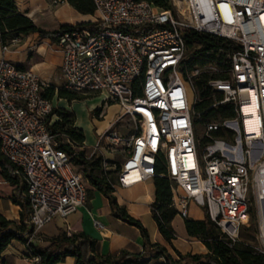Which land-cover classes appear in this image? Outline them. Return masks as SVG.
<instances>
[{"label":"built area","instance_id":"2783aa9c","mask_svg":"<svg viewBox=\"0 0 264 264\" xmlns=\"http://www.w3.org/2000/svg\"><path fill=\"white\" fill-rule=\"evenodd\" d=\"M90 1L93 26H72L55 42L63 88L104 96L99 120L108 102L118 107L93 145L57 141L48 129L54 109L45 97L49 85L6 59L8 44L0 46V154L14 166L29 206L27 262H40L30 250L41 242L39 230L87 202V182L73 163L77 153L85 159L99 154L105 171L111 166L104 154L121 155L112 187L166 177L177 216L187 219L188 202H194L231 246L250 222L251 191L255 249L264 254V0H164V8L147 0ZM189 33L221 43L196 55L200 66L186 60ZM202 75L213 101L199 112L196 81ZM188 91L195 93L192 105ZM204 112L217 118L203 120Z\"/></svg>","mask_w":264,"mask_h":264},{"label":"trees","instance_id":"16d2710c","mask_svg":"<svg viewBox=\"0 0 264 264\" xmlns=\"http://www.w3.org/2000/svg\"><path fill=\"white\" fill-rule=\"evenodd\" d=\"M78 13L83 15H94L95 9L90 0H65ZM154 3L160 8H164V0H147ZM88 26L91 23L79 24L76 27ZM71 26H61L58 31L45 32L33 25L29 18L20 14L12 0H0V45L4 46L13 38L20 36H28L30 34H38L41 38L56 41L58 35L66 30H70ZM187 50L194 44L202 46L201 50L186 57V60H192L193 56L198 52L206 51L210 48H218L221 46L219 41H215L207 35H199L189 33L185 35ZM207 77L198 79L196 86L200 94V103L196 109L203 112L211 104V92L206 88ZM55 94L53 88H50L45 97L51 100ZM57 98L72 102L77 100V96L64 90H58ZM53 113H58L59 121L48 126L50 133L57 132L66 134L70 140L76 145H82L85 141L83 131L75 128L74 116L65 110L57 111L53 109ZM213 113L204 112L203 120H208ZM51 115L48 118L51 117ZM230 112L224 113V116H231ZM67 127H69L67 129ZM58 129V130H57ZM57 141L60 140L57 138ZM59 147L69 154L73 151L68 147L59 143ZM102 157L94 154L90 159H85L83 153H77L73 156V163L80 168L84 180L90 187L101 193L109 202L111 214L113 217L122 222L137 228L143 240L142 252L132 254L121 251L117 255L102 256L96 253L95 241L90 239L84 233H75L67 236L63 232H59L56 239L52 240L46 248L30 246V250L34 255L39 256V264H59L63 263L67 257L75 259L76 264H264V254L259 253L251 244L244 242H235L231 246V241L220 232L216 225L209 219L205 210V219L203 221L185 220V229L190 237L200 240L207 253L203 256L198 255H181L173 249L177 256V260H173L165 248L151 244L149 236L144 226L134 218H132L123 207H119L113 196L114 189L112 187L116 180V173L119 164L108 162L115 170L105 171L101 166ZM15 168L7 162L0 154V175L12 187L16 189V194L11 197L13 204L18 205L21 209L19 225L8 222L0 215V260L1 255L7 246L13 240L25 243L24 236L28 233L26 219L29 214V206L27 200L22 196L24 188L20 185V180L14 175ZM162 167L157 166L156 173L160 174ZM154 179L155 201L151 205L153 220L155 221L159 233L164 240L171 245V241L176 238V234L171 226L172 219L176 216V210L172 207L170 182L166 177L156 176ZM163 261H159V260ZM2 264H6L3 262Z\"/></svg>","mask_w":264,"mask_h":264},{"label":"crops","instance_id":"0c3cea01","mask_svg":"<svg viewBox=\"0 0 264 264\" xmlns=\"http://www.w3.org/2000/svg\"><path fill=\"white\" fill-rule=\"evenodd\" d=\"M12 1L20 14L29 18L35 27L45 32L58 31L61 26L72 27L90 23V15L78 13L65 0ZM12 40H16L17 42L15 44H9L7 42L9 46L8 51L4 54L5 58L13 62L20 69L33 71L41 80L50 85L47 91L50 88L55 90V94L51 99L53 103L54 97H57L56 91L58 90L55 85L62 84L63 86L60 70L62 56L56 42H52L47 38H41L38 34L20 36ZM0 55H2L1 49ZM114 106L111 105L107 110L104 119L109 117V120L104 127H95V125H99V121L93 120L94 125L90 126L91 128L93 126L95 127V136L104 131L109 123L112 122L115 114H111L109 110ZM74 127H79L76 121ZM95 136L91 135V140L84 133V143L93 145L96 140ZM84 152L87 156H91L93 150H85ZM104 158L109 162L117 164L122 161L121 155L105 153ZM113 189V196L118 206L125 208L126 212L132 218L139 221L146 229L150 243L165 248L173 260H177L173 249L181 255L203 256L207 253V249L200 240L188 236L184 223L186 219L178 217L177 212L171 221L176 238L171 241V245L164 240L158 231L151 212V205L155 201L154 179L139 182L126 189L119 187H113ZM15 194L16 189L10 186L0 175V215L8 222L19 225L21 209L11 201V197ZM187 209V220L203 221L205 219V210L197 206L194 202L189 201ZM94 221L100 224L99 228L94 226ZM59 232H63L67 236L80 232L84 233L95 241L96 253L102 256L117 255L121 251L138 254L142 252L143 248V240L139 230L113 217L108 200L90 186L87 189V202L84 206L66 219L55 218L39 230L41 242L36 243V247H48L51 241L56 239ZM26 255L27 252L24 243L13 240L2 253L0 264L3 262L6 264H29L26 260ZM159 261L161 262L163 260ZM59 264L76 263L74 258L67 257L63 263Z\"/></svg>","mask_w":264,"mask_h":264},{"label":"rangeland","instance_id":"374dc122","mask_svg":"<svg viewBox=\"0 0 264 264\" xmlns=\"http://www.w3.org/2000/svg\"><path fill=\"white\" fill-rule=\"evenodd\" d=\"M94 20L95 19H94L93 15L91 17H89V22H93ZM200 48H201L200 45L194 44L191 48H189L187 50L186 56H189V55L197 52L198 50H200ZM197 54H200V52L196 53V55ZM196 55H194L193 58H192L193 63H198V65L199 64L200 65L203 64V62H200V61L196 60V57H197ZM204 77H206V76L202 75L198 79H201V78H204ZM55 87L58 88V90L66 91L63 88L62 84L61 85H55ZM57 91H56V93H57ZM66 92H69V91H66ZM69 93H73V92H69ZM73 94H75L77 96V100L72 101V102H68V101L63 100V99L59 100V98L54 97V100H53L54 109L57 110V111L65 110L68 113H70L71 115H73L75 121L79 125L78 129L82 130L83 134L85 133L87 135V137L92 140L91 135L95 136L94 128L95 127H99V128L100 127H104L106 125V123L108 122V120H109L108 116H107L108 118H105L104 120L103 119L99 120L97 118V114H98L97 110L100 108V106H101V104H102V102L104 100V96L99 95V94H93V93H73ZM211 100L213 101L212 96H211ZM188 101H189L190 105L194 104V101H195V93L194 92L188 91ZM108 104L109 105H113L114 103L113 102H108ZM109 112H111V114H113V115L117 114L118 107L114 106L113 108H111L109 110ZM222 115H224V112H223ZM216 118H217L216 114H212L209 119L213 120V119H216ZM97 119L99 121V123H98L99 125L98 126L95 125V127L93 126V128H91L90 125H94L93 124V120L97 121ZM58 121H59L58 113H53L51 115L50 119H49V124L53 125L55 122H58ZM68 128L69 127H67V129ZM196 134H197L198 138H200V145H203L204 142H205V140L202 139L204 137L203 136L204 129H203V126H201V124H198L196 126ZM56 135H57V138L60 141L66 142L67 139H68L70 142H72L70 140V138L64 133L57 132ZM116 161H118V160L116 159ZM113 167L114 166H112L111 169H109L107 171H113L114 170ZM86 185H87V188H88L89 184L87 183ZM249 201H250V204H251V207H250V213H251L250 222H249L248 226L241 228V230L239 232V235H238V238H237V242L248 243V244H251L254 247H256L257 246V240H256L257 212H256L255 198H254V195H253V193L251 191L249 192Z\"/></svg>","mask_w":264,"mask_h":264}]
</instances>
